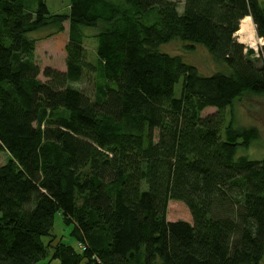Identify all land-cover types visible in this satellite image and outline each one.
Returning <instances> with one entry per match:
<instances>
[{
    "label": "trees",
    "instance_id": "16d2710c",
    "mask_svg": "<svg viewBox=\"0 0 264 264\" xmlns=\"http://www.w3.org/2000/svg\"><path fill=\"white\" fill-rule=\"evenodd\" d=\"M181 8L69 0L52 15L45 0L32 11L0 0V264H264V158L239 154L259 132L224 115L264 96V4ZM245 17L263 41L258 57L234 38ZM46 28L66 38L65 71L46 68L41 81L30 35ZM96 29L90 63L84 30ZM175 41L220 69L203 75L161 51ZM169 201L192 222L167 221ZM56 215L74 244L53 245Z\"/></svg>",
    "mask_w": 264,
    "mask_h": 264
},
{
    "label": "rangeland",
    "instance_id": "374dc122",
    "mask_svg": "<svg viewBox=\"0 0 264 264\" xmlns=\"http://www.w3.org/2000/svg\"><path fill=\"white\" fill-rule=\"evenodd\" d=\"M122 2V0H119ZM178 3L179 11H182L181 6L184 0H169ZM264 4V0H259ZM36 0H26L29 9L32 11L35 7ZM45 4L50 14H67L69 10V0H45ZM65 29V36L68 32V24H63ZM255 29V27H254ZM96 30H84L85 48L87 51V59L90 63H95V41L94 36L97 34ZM52 30L49 28L40 30L30 36L38 40L36 48V63L40 70L39 79L45 81L42 77L44 69L49 68L52 70L64 72L65 71V54L63 51V44L66 40L65 37H51ZM235 40L245 47V50H253L252 46L248 43H240L239 37L234 35ZM255 38L258 40L255 31ZM161 51L169 54L182 55L189 63L197 67L198 71L203 75H210L214 71L219 70L218 65L213 61L204 48L196 46L191 51H185L183 44L180 42H171L162 46ZM257 51L260 50V45L256 47ZM89 94L92 93L94 85L92 80L86 78L79 85ZM180 85L175 86V94L178 96ZM213 108L205 109L202 116L215 113ZM226 122L232 120L235 127H254L259 132V138L253 142L247 150L240 151V155H245L249 159L264 158V96L244 95L237 99L230 108L224 112ZM166 220L169 222H192L191 215L186 206L178 201H169L166 210ZM72 230L71 225H67L59 215L55 216L52 235V243L55 245L58 241L73 242L70 236ZM75 241L72 243L74 244ZM79 248V246H78ZM50 264H58V261H53ZM80 264H86L83 260Z\"/></svg>",
    "mask_w": 264,
    "mask_h": 264
},
{
    "label": "bare ground",
    "instance_id": "6f19581e",
    "mask_svg": "<svg viewBox=\"0 0 264 264\" xmlns=\"http://www.w3.org/2000/svg\"><path fill=\"white\" fill-rule=\"evenodd\" d=\"M234 35L239 37L240 43H248L253 48H256L257 45H259L258 40L255 38L254 24L250 17H245L241 20L239 29Z\"/></svg>",
    "mask_w": 264,
    "mask_h": 264
},
{
    "label": "built area",
    "instance_id": "2783aa9c",
    "mask_svg": "<svg viewBox=\"0 0 264 264\" xmlns=\"http://www.w3.org/2000/svg\"><path fill=\"white\" fill-rule=\"evenodd\" d=\"M258 43H259L260 48H261V47L263 46V41H262V39L258 38ZM252 49H253V51H254V53H255V56L258 57V51H257V49H256V48H253V47H252ZM245 51H246V50H245Z\"/></svg>",
    "mask_w": 264,
    "mask_h": 264
}]
</instances>
